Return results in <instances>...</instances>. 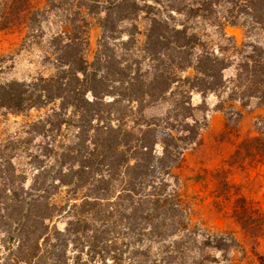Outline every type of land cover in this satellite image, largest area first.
Segmentation results:
<instances>
[{"label": "trees", "instance_id": "obj_1", "mask_svg": "<svg viewBox=\"0 0 264 264\" xmlns=\"http://www.w3.org/2000/svg\"><path fill=\"white\" fill-rule=\"evenodd\" d=\"M45 28L51 72L0 82V107L38 113L25 134L39 141L28 172L0 151V264H204L228 252L233 237L191 221L178 171L209 94L216 110L264 106V0H0V31ZM244 143L264 155V131Z\"/></svg>", "mask_w": 264, "mask_h": 264}, {"label": "rangeland", "instance_id": "obj_2", "mask_svg": "<svg viewBox=\"0 0 264 264\" xmlns=\"http://www.w3.org/2000/svg\"><path fill=\"white\" fill-rule=\"evenodd\" d=\"M44 30L42 37L32 32L0 31V82L28 81L51 72L48 32ZM98 32L92 24L89 55ZM226 32L238 43L247 36L239 26H228ZM254 38L264 46L263 32ZM217 101L215 94L207 96V124L198 140L184 151L178 171L181 192L198 230L222 232L235 239L226 253L209 250L204 264H264V155L250 154L251 149L243 144L264 131V106L254 100L247 105L232 101L231 106L216 110ZM37 114L33 109L13 112L0 107V151L27 172L26 155L37 149L39 141L25 132ZM4 264L16 263L8 260Z\"/></svg>", "mask_w": 264, "mask_h": 264}]
</instances>
